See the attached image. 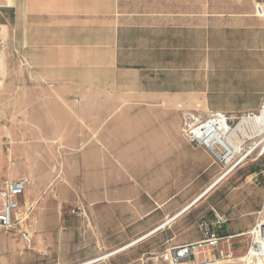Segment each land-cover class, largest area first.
I'll return each mask as SVG.
<instances>
[{
	"label": "crops",
	"instance_id": "0c3cea01",
	"mask_svg": "<svg viewBox=\"0 0 264 264\" xmlns=\"http://www.w3.org/2000/svg\"><path fill=\"white\" fill-rule=\"evenodd\" d=\"M125 1L0 0V42L5 46L1 54L19 53L25 64L20 93L32 99L23 110L28 116L23 127L30 139L13 147V168L0 175L1 183L27 179L21 200L26 208L38 207L39 227L60 228L61 239L69 233L81 242L121 244L143 234L139 243L204 197L200 193L158 225L175 209L173 196L185 194L191 175L211 158L182 137L180 114L171 108L127 106L123 91L104 89L105 77L95 75L93 66L98 53L104 65L118 29H123L119 22L111 25V18L128 15L155 21L150 26L143 22L147 27H134L139 24L135 23L131 32L143 37L138 41L127 36L124 44L149 41L155 44L153 49L162 51H184L191 43L201 44L208 88L201 91V99H214L201 114L257 112L264 96V16L257 14L258 7L264 13V0H130L159 3L133 11L126 10ZM50 20L59 21L49 27ZM190 35L201 38L195 42ZM79 65L91 67L93 73H62V67ZM224 70L228 86L218 90ZM152 97L140 93L137 100ZM222 99L236 102L215 101ZM49 209L52 221L46 219ZM257 212L249 224L241 218L228 223L225 215L214 211V220L207 225L219 236L230 237L234 251L237 239L247 237L255 224ZM183 240L200 241L201 233L195 231ZM210 253L205 249L198 257Z\"/></svg>",
	"mask_w": 264,
	"mask_h": 264
},
{
	"label": "rangeland",
	"instance_id": "374dc122",
	"mask_svg": "<svg viewBox=\"0 0 264 264\" xmlns=\"http://www.w3.org/2000/svg\"><path fill=\"white\" fill-rule=\"evenodd\" d=\"M124 5L127 11H133L137 8L149 9L159 3L126 0ZM257 14L264 16V13L257 12ZM50 21L52 22L48 21L47 26L54 27L59 20ZM110 21L111 25L115 26L119 22L118 28L126 29L127 34L125 30L118 29L116 44L110 47L111 51L108 52L107 58L106 55L104 56V59H107L104 65L101 62L103 57L101 53H98V58L95 60L94 74L99 78L105 77L106 84H102L104 89L123 91L127 106L152 104L169 107L172 109L171 112L178 116L183 110H193L200 114L206 111L207 105L214 99H201V91L204 92L208 88L206 87V68L201 66L200 43L190 44L191 48L197 47V50L190 48L184 51L155 50L152 48L155 44L151 45L149 41L124 44L127 36L136 37L138 41L143 37L131 32L135 23L139 24L134 27H147L153 20L125 15L120 20L111 18ZM156 21L165 22L159 19ZM143 22H146L147 26H144ZM111 37L115 35L112 33ZM197 37L201 38V35H190L189 40L194 39L198 42ZM117 39L121 40L120 45ZM174 45L178 46L176 42ZM130 46L138 49H131ZM158 46H164V44L159 43ZM2 52H0V175L6 174L10 168H13V162H11V160L14 161L11 154L13 147L21 146L24 141L30 139V132L23 127V123L28 119L27 114H23V110L32 100L24 98L20 93L25 64H21L19 53L12 51L3 57ZM90 70L92 71L91 67L82 65L71 68L62 67V73L69 75L93 73V71L87 72ZM228 77V73L224 70L217 85L218 90L226 89ZM140 93L142 96L152 94L155 97L137 100ZM215 101L221 104L236 102L229 99ZM31 138L34 137L31 136ZM241 139L240 142L243 141L241 148H247L246 150L262 142L251 156L242 161L225 178L219 175L221 168L213 165L210 159L206 161L205 166L201 165L198 174L191 175L185 194L173 196L172 204L175 209L167 216L160 218L158 225L172 218L213 182L218 183L198 203L193 204L169 224L166 223L167 225L165 224L166 226L150 239L135 243L122 252L119 251L120 248L143 234L134 236L129 242L121 244L81 242L79 236L69 233L61 239L60 228L55 230L53 227L38 226V207L35 206L28 211L27 225L31 235L30 243H26L22 238L20 227L0 231V264H160L159 257L169 245L186 243L183 240L185 236L195 231L201 233L202 239L203 227L214 220V211L225 215L228 223L241 218L252 224L255 212L264 204V154L255 159L264 147V135L248 140ZM3 179L0 177V183ZM53 216L52 210L49 209L46 219L52 221ZM246 241L245 236L237 239L234 258L219 264H250V260L244 256ZM106 254L115 255L100 258ZM251 264H264V260L253 261Z\"/></svg>",
	"mask_w": 264,
	"mask_h": 264
},
{
	"label": "built area",
	"instance_id": "2783aa9c",
	"mask_svg": "<svg viewBox=\"0 0 264 264\" xmlns=\"http://www.w3.org/2000/svg\"><path fill=\"white\" fill-rule=\"evenodd\" d=\"M257 12L263 13L261 8ZM4 45L0 42V52ZM264 110V96L258 109V114ZM243 116L251 118L255 112L242 116L226 115L222 112H207L183 110L180 114V134L189 145L203 149L214 164L221 168V177L232 172L242 161L252 155L259 146L251 151L241 148L243 141L232 132ZM235 123V125H233ZM242 140V139H241ZM237 148V150H235ZM264 151L258 153L261 157ZM29 181L27 179L5 180L0 183V231H9L20 227L22 238L31 242L28 230V211L21 200ZM246 250L244 256L253 261L264 260V204L257 212V219L251 230L246 234ZM210 249L211 253L198 257L199 252ZM165 264H219L234 258L230 237L219 236L205 224L203 239L197 242L169 245L160 255ZM250 263V264H251Z\"/></svg>",
	"mask_w": 264,
	"mask_h": 264
},
{
	"label": "bare ground",
	"instance_id": "6f19581e",
	"mask_svg": "<svg viewBox=\"0 0 264 264\" xmlns=\"http://www.w3.org/2000/svg\"><path fill=\"white\" fill-rule=\"evenodd\" d=\"M232 134L244 139H252L258 136H262L264 135V110L261 111V113L259 114H255V116L248 118V117H243L240 122L236 125V127L234 128ZM264 140V139H263ZM262 142V141H261ZM261 142L259 144H257L254 148H256L257 146L261 145ZM254 148L250 149V150H246V151H251ZM262 151H264V147L261 148ZM235 150H237V148H235ZM216 183L218 182H213V184H211L209 187H207L202 193H201V197L205 196L207 191L212 188L213 186L216 185ZM196 199V198H195ZM198 200V199H197ZM148 235V234H146ZM144 235V237L146 236ZM142 237V236H141ZM134 240L133 242H131L130 244L124 246V248H121L119 250H123L129 246L134 245L137 241ZM107 256H110L108 254L103 255L101 258H106ZM98 260V259H97ZM91 262V261H90ZM94 263V262H92ZM89 264V263H86Z\"/></svg>",
	"mask_w": 264,
	"mask_h": 264
}]
</instances>
